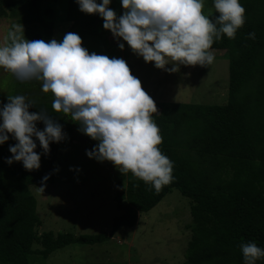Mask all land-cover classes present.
I'll list each match as a JSON object with an SVG mask.
<instances>
[{
	"label": "trees",
	"instance_id": "obj_1",
	"mask_svg": "<svg viewBox=\"0 0 264 264\" xmlns=\"http://www.w3.org/2000/svg\"><path fill=\"white\" fill-rule=\"evenodd\" d=\"M4 2L20 23L38 22L45 28L39 40L51 39V24L39 16L42 0H1L3 6ZM239 2L245 8L244 25L237 29L234 39L222 36L211 46L228 51L227 104L154 101L160 109L152 114L162 137L158 147L173 164V180L159 191L130 172L125 184L116 180L113 200L120 213L113 218L109 232L38 233L36 199L23 180L34 184L51 181L61 141L50 143L45 154L33 137L40 167L28 171L21 162L7 163L9 147L17 143L9 134L0 145V264H28L30 253L46 257L71 243L104 242L119 228L133 227L138 212L150 209L174 186L192 201L193 228L182 264H245L242 244L254 242L264 249V0ZM3 6L0 14L7 17ZM217 15L214 11L212 18ZM69 21L81 40L96 36L107 42L108 30L103 28L102 18H80L71 12ZM253 32L255 38L250 39ZM30 104V113L46 112L62 126L63 133L71 131L70 115L56 113L52 103ZM36 127L42 131L44 125L37 122ZM86 137L85 150L91 151L95 144ZM9 178L14 181L5 182ZM33 243L38 248L33 249ZM254 264H264V257Z\"/></svg>",
	"mask_w": 264,
	"mask_h": 264
},
{
	"label": "clouds",
	"instance_id": "obj_2",
	"mask_svg": "<svg viewBox=\"0 0 264 264\" xmlns=\"http://www.w3.org/2000/svg\"><path fill=\"white\" fill-rule=\"evenodd\" d=\"M77 3L81 12L99 14L103 28L126 42L145 63L169 72L178 71L179 65L212 64L209 49L214 39H234L245 23L239 0H214L218 15L212 19L211 12L202 13L203 0H121L125 11L119 18L108 7L110 0ZM249 38L254 39L255 33ZM119 47L122 50L124 44ZM0 68L21 82L42 81V91L55 97L52 109L70 115L84 135L98 142L86 152L90 159L111 162L122 174L130 172L156 191L172 182L173 164L158 147L162 137L152 120L156 104L123 59L89 54L76 33H67L61 42L28 41L22 25H13L0 44ZM29 108L25 96H8L0 109V145L11 134L17 143L9 147L7 163L21 162L31 171L39 169L41 159L33 137L47 154L49 144L59 143L66 134L46 112L30 113ZM37 122L43 123L42 131ZM39 190L43 192V187ZM241 251L245 264L264 257V249L254 242L242 244Z\"/></svg>",
	"mask_w": 264,
	"mask_h": 264
},
{
	"label": "rangeland",
	"instance_id": "obj_3",
	"mask_svg": "<svg viewBox=\"0 0 264 264\" xmlns=\"http://www.w3.org/2000/svg\"><path fill=\"white\" fill-rule=\"evenodd\" d=\"M5 1V0H4ZM97 4L102 0H96ZM8 5L3 6L7 17L0 14V44L13 25H22L24 38L39 40L45 28L38 22L20 23L11 16ZM202 13L212 19L214 0H203ZM116 17L123 13L121 0H110L108 5ZM80 18H102L99 14H85L79 10L77 0H42L39 7L41 19L51 24V39L61 42L67 33H76L69 21V13ZM107 42L96 36H86L82 47L89 54L106 55L123 59L130 73L141 81L142 88L154 101H179L194 104L225 105L229 100V55L227 50L212 49L213 63L202 67L179 65L178 71L156 69L145 63L120 38L108 31ZM119 44H124L121 50ZM170 69L172 64L165 66ZM23 95L28 103H52L55 97L42 91V81H18L13 74L0 68V108L8 96ZM160 109L157 108V112ZM67 118V117H65ZM152 120L154 121L153 115ZM72 129L57 147L53 178L49 182L27 187L36 199V213L40 218L37 232H70L75 235L109 232L116 209L114 184L126 183L128 174H122L108 161L90 159L86 155L87 137L80 125L72 120ZM155 123V121H154ZM156 124V123H155ZM97 145V141L92 140ZM181 152H187L182 150ZM192 153V151H188ZM223 175V171L221 172ZM13 178L5 182H13ZM43 187V192L39 188ZM191 200L174 186L154 206L138 212L133 227H121L104 242L94 244L71 243L51 252L46 257L35 253L27 256L28 264H182L184 250L191 239L193 222L190 215ZM37 243L32 248H38Z\"/></svg>",
	"mask_w": 264,
	"mask_h": 264
},
{
	"label": "crops",
	"instance_id": "obj_4",
	"mask_svg": "<svg viewBox=\"0 0 264 264\" xmlns=\"http://www.w3.org/2000/svg\"><path fill=\"white\" fill-rule=\"evenodd\" d=\"M183 103H190V102H183Z\"/></svg>",
	"mask_w": 264,
	"mask_h": 264
}]
</instances>
